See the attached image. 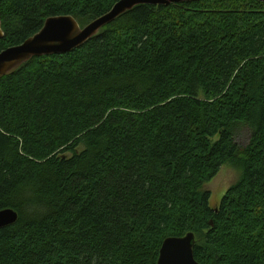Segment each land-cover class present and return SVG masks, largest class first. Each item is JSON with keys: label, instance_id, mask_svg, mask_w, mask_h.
I'll use <instances>...</instances> for the list:
<instances>
[{"label": "trees", "instance_id": "16d2710c", "mask_svg": "<svg viewBox=\"0 0 264 264\" xmlns=\"http://www.w3.org/2000/svg\"><path fill=\"white\" fill-rule=\"evenodd\" d=\"M118 1L2 0L0 51ZM226 165L241 177L213 210L202 189ZM4 209L0 264H156L188 233L198 264H264V3L137 6L2 77Z\"/></svg>", "mask_w": 264, "mask_h": 264}, {"label": "water", "instance_id": "95a60500", "mask_svg": "<svg viewBox=\"0 0 264 264\" xmlns=\"http://www.w3.org/2000/svg\"><path fill=\"white\" fill-rule=\"evenodd\" d=\"M2 0H0L1 2ZM213 0H120L106 14L81 27L71 16L50 17L41 30L22 44L0 51V79L33 58L64 55L82 47L100 30L137 6L168 7L171 4ZM234 1V0H227ZM264 3V0H250ZM3 38L0 21V40ZM18 214L13 209L0 211V228L14 225ZM212 225V224H211ZM194 234L164 239L156 264H198L193 256Z\"/></svg>", "mask_w": 264, "mask_h": 264}, {"label": "rangeland", "instance_id": "374dc122", "mask_svg": "<svg viewBox=\"0 0 264 264\" xmlns=\"http://www.w3.org/2000/svg\"><path fill=\"white\" fill-rule=\"evenodd\" d=\"M234 141L239 146H245L250 139V131L245 127H239L234 131ZM241 177V172L232 166L226 165L221 168L218 175L202 191L210 194L209 205L215 210L229 187L235 184Z\"/></svg>", "mask_w": 264, "mask_h": 264}]
</instances>
